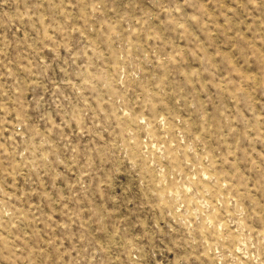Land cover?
<instances>
[{
  "label": "rangeland",
  "instance_id": "obj_1",
  "mask_svg": "<svg viewBox=\"0 0 264 264\" xmlns=\"http://www.w3.org/2000/svg\"><path fill=\"white\" fill-rule=\"evenodd\" d=\"M0 264H264V0H0Z\"/></svg>",
  "mask_w": 264,
  "mask_h": 264
}]
</instances>
